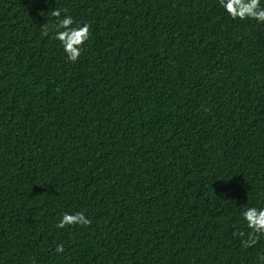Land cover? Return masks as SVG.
<instances>
[{"label":"trees","instance_id":"trees-1","mask_svg":"<svg viewBox=\"0 0 264 264\" xmlns=\"http://www.w3.org/2000/svg\"><path fill=\"white\" fill-rule=\"evenodd\" d=\"M54 9L90 25L75 63ZM249 207L264 24L219 0H0V264H264V236L234 235Z\"/></svg>","mask_w":264,"mask_h":264},{"label":"clouds","instance_id":"clouds-1","mask_svg":"<svg viewBox=\"0 0 264 264\" xmlns=\"http://www.w3.org/2000/svg\"><path fill=\"white\" fill-rule=\"evenodd\" d=\"M219 4L233 20L237 18L240 20L252 19L264 24V6H261V0H219ZM62 11L67 13V9H54L51 12V15L56 18V23L52 29L45 26L44 34L47 35L50 30L54 31V38L60 42L68 61L75 63L81 56L85 42L90 39L91 29L87 23L72 27L73 18L67 14L61 18ZM241 216L250 231L247 233L241 231L234 235L246 236V239L241 240L242 247H253L264 236V208L249 207L241 213ZM90 224L91 220L83 212L64 213L56 227L89 226ZM55 251L63 253L64 245H57ZM259 259L264 262V255Z\"/></svg>","mask_w":264,"mask_h":264}]
</instances>
